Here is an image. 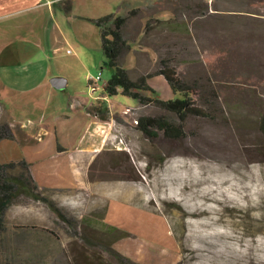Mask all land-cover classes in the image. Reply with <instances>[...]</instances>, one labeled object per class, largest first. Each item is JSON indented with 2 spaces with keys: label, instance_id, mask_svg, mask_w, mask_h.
<instances>
[{
  "label": "rangeland",
  "instance_id": "374dc122",
  "mask_svg": "<svg viewBox=\"0 0 264 264\" xmlns=\"http://www.w3.org/2000/svg\"><path fill=\"white\" fill-rule=\"evenodd\" d=\"M88 3L77 0L74 15L129 17L123 31L131 49L122 65L133 79L155 73L161 57L173 58L186 82H198L203 95L196 106L203 115H189L178 139L162 132L148 139L137 126L139 118L179 119L121 93L111 97L107 115L100 114L110 120L100 133L109 135V147L124 151L105 150L90 164L78 166L74 189L63 188L71 179L63 165L62 189L44 194L70 223L45 203L20 197L3 215L0 264H230L227 258L236 253L243 260H264V0H97L96 8ZM133 10L137 13L129 16ZM78 20L72 22L70 36L81 31L91 43L90 55L67 54L52 62V70L68 76L77 91L89 87L83 75L98 79L99 94L112 70L98 27ZM149 83L163 100L177 97L162 76ZM58 104L69 110L66 94ZM87 125L81 121L70 127L81 134L90 129ZM61 139L68 149L75 144ZM38 148L9 141L0 149V159L37 162L42 155ZM45 148L46 165L56 166L55 151L47 143ZM171 164L188 166L167 171ZM195 170L208 180L193 188L189 184L178 193L181 201L171 197L178 180L166 185L163 179ZM37 175L41 186L45 172ZM127 188L144 193L130 202ZM105 191L106 198L98 195ZM197 221L208 225L197 227ZM196 232L202 239L191 236ZM207 242L214 243L210 250L216 253L199 257ZM187 249L198 250L196 257Z\"/></svg>",
  "mask_w": 264,
  "mask_h": 264
},
{
  "label": "crops",
  "instance_id": "0c3cea01",
  "mask_svg": "<svg viewBox=\"0 0 264 264\" xmlns=\"http://www.w3.org/2000/svg\"><path fill=\"white\" fill-rule=\"evenodd\" d=\"M85 1L89 2L88 8H96L97 0ZM76 4L77 0H0V122L8 123L15 136L12 140H2L0 149L9 141L39 145L40 160L24 161L38 183V172H45V183L38 184L41 189H62L59 186L63 182L60 177L63 165L71 177L63 188L74 189L77 187L75 172L78 166L90 164L105 150L124 151L107 145L110 138L103 129L104 123L110 119L100 117V114L107 115L113 99L104 91L97 94L100 88L90 82L87 74L83 79L89 80V87L77 91L68 76L52 70V62H60L65 55L74 53L87 58L92 50L82 32L77 30V37L70 36V28L78 19L95 24L92 20L98 18L74 15ZM67 8H70L68 13ZM56 77L66 80L63 88L53 85L52 80ZM59 90L65 91L69 110L58 104L65 95ZM51 103L55 104L51 106ZM81 121L88 122L90 129L77 134L70 126ZM61 137L75 143L74 146L71 149L65 147ZM58 142L63 151H59ZM46 143L51 152L55 151L53 156L59 158L56 166L46 165ZM11 161L16 160L0 159L3 164ZM36 163L40 164L37 170Z\"/></svg>",
  "mask_w": 264,
  "mask_h": 264
},
{
  "label": "trees",
  "instance_id": "16d2710c",
  "mask_svg": "<svg viewBox=\"0 0 264 264\" xmlns=\"http://www.w3.org/2000/svg\"><path fill=\"white\" fill-rule=\"evenodd\" d=\"M136 13L137 10H133L129 16ZM173 13L176 15L175 11ZM202 15H204V12H202ZM128 18L109 14L92 20L100 29L102 49L108 61L107 65L112 70V75L104 85L103 91L110 97L121 93L136 99L142 104H154L167 113L174 114L179 119L178 123L163 115L158 117L144 116L139 118L137 126L148 139L156 138L159 132L169 138L178 139L183 136V125L189 115H203V111L196 106L199 96L201 99L203 93L197 81L190 84L183 79L174 64V59L168 56L159 59V69L155 73L144 74L137 79H133L129 71L122 65L123 56L131 49L123 31ZM163 23H168V21ZM150 27L149 21L146 25V31ZM155 76H162L169 83L177 97L170 100L160 98L149 83V80ZM148 93L156 96H147ZM261 129L264 132V120ZM14 138L11 126L8 123L0 122V142ZM58 148L59 151H63L60 146ZM19 168L24 170L22 174L17 172ZM44 191L54 190L40 188L26 161L0 163V227L2 226L4 213L22 196H28L35 201L45 203L59 219L70 223L72 219L68 218L62 208L46 196ZM112 227L115 230L117 229L115 226ZM86 241H88L87 238Z\"/></svg>",
  "mask_w": 264,
  "mask_h": 264
},
{
  "label": "bare ground",
  "instance_id": "6f19581e",
  "mask_svg": "<svg viewBox=\"0 0 264 264\" xmlns=\"http://www.w3.org/2000/svg\"><path fill=\"white\" fill-rule=\"evenodd\" d=\"M122 150V149H120ZM184 166H188V165H185V164H171L169 166H167L166 170H176L178 167H184ZM193 168V167H191ZM129 178V177H128ZM171 180H178V182H176V187L173 189V192H172V196L174 199L176 200H179L181 201V199L178 198V193H181L183 192V190H186L189 188V184L191 185V187H196V186H199L201 183H203L204 181L208 180V178L204 177V174L199 172L198 170H195L193 171L192 173L190 174H185V173H178L177 175H169L168 177L164 178L163 181L166 183V185H169V181ZM175 185V184H174ZM129 187V186H128ZM126 192V199L128 201H134L135 198L139 197V195H142L144 193V190H141V191H135V189H132L131 188H127L125 190ZM197 192H194L190 197H188L189 199L192 198V200L194 199V197L196 196ZM258 193H261L260 191H258ZM107 194V191L104 192V196H102L100 193H98L99 196L101 197H107L105 196ZM155 197V196H154ZM173 206V205H172ZM164 214V213H163ZM192 217H197V214L192 212L190 213ZM184 216V215H183ZM195 225L197 227H201L203 225H208L207 221L205 222H199L197 221V223H195ZM192 237L194 238H197V239H202L201 237V234L196 232L194 234L191 235ZM219 238V237H218ZM223 240V239H222ZM224 242V241H223ZM214 247V243L212 242H207V244H205L202 248H199V251L203 253L202 256H199V257H210L211 255H214L216 252L215 251H211L210 249ZM196 251L198 250H193V249H187V252L192 255V259L194 257H196V255L194 253H196ZM182 252V251H181ZM207 252V253H206ZM232 252V251H231ZM189 255V257H190ZM244 258L249 256L248 253H246L245 255H243ZM253 259H250V260H243V259H240L239 257H237V253L234 254V255H230L227 260L230 261V264H264V260L261 259L259 256H258V260H255L256 258L255 257H252ZM263 258V257H262ZM180 260V259H179ZM209 261V260H208ZM179 262V261H178ZM213 263V262H211Z\"/></svg>",
  "mask_w": 264,
  "mask_h": 264
},
{
  "label": "water",
  "instance_id": "95a60500",
  "mask_svg": "<svg viewBox=\"0 0 264 264\" xmlns=\"http://www.w3.org/2000/svg\"><path fill=\"white\" fill-rule=\"evenodd\" d=\"M66 80L62 77H56L52 80V83L54 86H56L57 88H63V83L65 84Z\"/></svg>",
  "mask_w": 264,
  "mask_h": 264
},
{
  "label": "built area",
  "instance_id": "2783aa9c",
  "mask_svg": "<svg viewBox=\"0 0 264 264\" xmlns=\"http://www.w3.org/2000/svg\"><path fill=\"white\" fill-rule=\"evenodd\" d=\"M97 80H98V79H94V80H93V79H91V82H92L93 84H96V85L98 86V84H97V83H98V81H97ZM136 123L138 124V122H137V121H136Z\"/></svg>",
  "mask_w": 264,
  "mask_h": 264
}]
</instances>
